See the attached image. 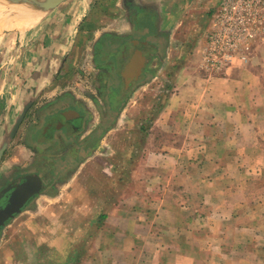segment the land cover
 <instances>
[{
	"label": "crops",
	"instance_id": "crops-1",
	"mask_svg": "<svg viewBox=\"0 0 264 264\" xmlns=\"http://www.w3.org/2000/svg\"><path fill=\"white\" fill-rule=\"evenodd\" d=\"M212 1L65 0L47 7L31 28L3 31L0 37V72L4 75L0 86V148L6 146V170L35 159L31 148L35 146V137L28 144L19 137V144L9 148L14 143L9 141L17 131L13 128L21 106L25 108L29 104L32 110L39 104L40 109L55 104L53 107L67 117L85 115L77 131L53 130L51 138L42 142L43 148L48 146V151L41 149L40 152L44 161L42 170H48L49 177L41 180L31 204L6 221L8 226L17 216H34L38 225L37 230L34 228L35 238L41 235L33 248L35 264H264V190L252 193L251 181L246 182L242 177L243 183H239L235 176L226 175L232 173L229 168L239 166L234 153L229 152L234 145H227L232 137L226 135L228 152L220 160L217 130L209 132L201 127L197 123L200 117L196 123H189L197 125L196 128L188 129V119L198 111H180L174 119L170 118V111L164 113L155 119L162 129L152 134L144 133L140 126L146 117L137 116L130 118L139 124L130 132L136 141L137 154L126 159V149L122 147L124 131L117 130L120 120H129L126 110L131 98L120 108L119 120L116 118L106 128L113 115L101 121L103 112L94 101L105 109L103 86L106 75L109 77L108 69L105 67L103 71L101 66L97 67L90 90L86 81L80 84L67 79L79 70V66L69 61L77 38L141 36V39H156V44L163 41L161 48L157 45L159 50L153 51L154 61L156 56L169 53L173 40L188 38L186 27L203 22L205 16L201 14L210 10ZM212 20L213 17L210 24ZM12 30L16 31L19 41L23 35L33 40V47L24 49L23 56L16 38L15 49L10 47L12 40L8 36ZM201 38L208 37L203 33ZM205 45L204 41L195 50L203 54ZM182 47L179 54L186 52ZM142 85L136 82L134 88H143ZM181 86L170 94L169 101L173 96L178 100L181 97L184 103L187 101L181 89L187 86ZM135 89L130 91V97ZM229 98L225 101L226 123L234 116V107L227 105ZM231 102L234 103V94ZM184 103L186 110L190 104ZM163 107L166 109L167 103ZM212 110L211 121L218 120L219 107ZM175 119L181 121V128L172 124ZM174 127L177 133H171ZM159 130L163 133L158 134ZM111 134L117 138L115 141L110 140ZM160 135L180 137L162 142ZM187 137H194L193 144H187ZM208 153L212 157H207ZM262 164L256 167L264 168ZM208 168L212 171L204 174ZM23 230L26 232L27 227Z\"/></svg>",
	"mask_w": 264,
	"mask_h": 264
},
{
	"label": "rangeland",
	"instance_id": "rangeland-1",
	"mask_svg": "<svg viewBox=\"0 0 264 264\" xmlns=\"http://www.w3.org/2000/svg\"><path fill=\"white\" fill-rule=\"evenodd\" d=\"M222 3L223 0H213L210 10L203 13L201 12L202 14L200 13L201 17L205 16L203 22L198 24L193 23L186 27V35H188V38L181 41L178 40V38L173 40L171 49L166 56H156L154 61L151 59L147 63L148 67H145L146 70L144 68L141 77L135 79L136 81L133 82L131 87H128V89L126 88L127 90H121L122 94L119 100H117V102L120 101V104L112 110L111 114L113 115V119L107 122L106 128L114 123L126 99L129 100V98H131L130 104L126 110V115L129 117V120H120L118 126L119 130H117L121 131V129H123L124 131L125 137L122 141V147L126 149V151H124L126 153L125 158L130 160L131 156L133 157V155L136 156L137 154V152H135L136 141L134 142L131 137L132 133L130 132H134L132 129L139 126V124H134L135 120H130V118L145 116L146 118L140 121V126L144 128V133H148L149 131V133L152 134L157 131V129H162L163 126L159 125L155 119H159L164 113L170 111V118L174 119L179 115L180 111H198L195 117L193 116V118L190 117L188 119V129H195L197 125L192 123H196L197 118L200 117L201 120L197 121V123H199L201 127H206L209 132H216L215 130H217V147H219V154H217V157H219L220 160L226 158V152H228L226 150L227 145H229V147L234 145V148H231L232 151L229 149V152L234 153L235 161H237L236 164H239V166L229 168L228 170L232 173L226 175L235 176L236 179H239V183H243L241 180L243 179L242 177L246 178L244 181H251L252 193L259 194L264 190V168L258 167L260 168L258 169L256 167L259 163H263L262 166H264V0H240L238 11L224 10ZM217 15L228 17L232 20H230L229 23H217L215 21ZM211 17H213V20L210 24ZM95 30L96 28L93 31ZM10 32L8 36L12 40L10 47L15 49V42L18 41V43L21 44L20 47L22 50L20 56L24 55L25 52L23 51L28 46L33 47V40H30L29 37L27 39L23 35L21 36V41H19L17 39L18 37L16 38V31L12 30ZM203 33L205 37H208L206 40H201ZM3 35L4 32H0V37ZM4 37L6 38V36ZM14 38H16V41ZM141 38V36L138 37L140 40ZM0 40V42H2V39ZM140 40L138 41L140 42ZM204 41L206 42L204 47L208 48H205L204 51V47L202 49L199 48V50L203 51V54H200V52L195 49L201 46ZM157 42L161 48L163 41ZM76 43L75 52L70 56L69 61L71 65L74 64L75 67L79 66V70L74 76L68 77L67 79H72L74 82L80 84L86 81L85 84L90 86V83L92 85V81H94L95 73L98 71L97 67L100 62L98 60L100 58L98 59V56L95 57V53L99 51L97 47L98 44L101 43V39L91 40L86 39V37L85 39L77 38ZM180 46H183L182 48L186 50V52L184 51L179 54ZM210 47L214 49L212 53ZM118 49L119 53L121 46H118ZM161 52L163 51L161 50ZM27 55L28 52L25 56L28 58ZM117 55L115 51L113 54H110V56H108V62L120 63ZM102 68L104 71L105 67ZM83 69H85V71ZM127 73L128 69L126 68L125 71H123L124 76H127ZM131 75L135 76V73ZM3 78L4 75L0 72V86ZM136 82L144 84V86L142 85L143 88L138 87L136 90L134 88ZM181 85L187 86L186 88H181L187 95V101L184 103L183 99L180 97L178 100L176 98L177 96H173L169 101L168 97L170 94H174L175 91H178V87H183ZM90 89L91 86L87 88V90ZM134 89L135 93L130 97V91ZM228 90H231L232 93L230 94ZM182 91L180 90L181 93ZM233 94L234 103L231 104V97ZM227 97H230L228 100L230 103L227 105H229L230 108L234 107V116L231 115L229 117L228 123H226V119L224 118V115L226 116L225 101ZM196 101H198V104ZM164 102L167 103L168 106L166 109L163 107ZM182 103L190 104L188 105L189 108L185 110ZM191 104H193L192 107ZM40 105L41 104L35 106L32 110L29 104L26 106L28 109H26V107L22 108L23 106H21L19 110L21 114L24 113L25 115L26 112L31 111L22 119L16 133L12 135L9 142L14 140V143L12 142L13 144H10L9 148L19 144V137L23 142L28 125L36 121V113L40 110ZM97 106L100 105L98 104ZM196 106L197 108H195ZM216 106L219 107V118L218 120L211 121L214 116L212 109ZM90 107L94 108V105ZM229 112H231L230 109ZM19 115L18 113L17 116ZM149 117H151V119ZM118 120L117 118V121ZM171 122L172 124L174 123V126L176 125L178 128H181V125H179L181 121H179V119L176 120V122H173V120ZM190 122L192 123L189 125ZM211 122L214 125L211 124ZM159 123H162V119L159 120ZM152 128L154 129L153 131ZM176 131H178L177 127L171 129V133H177ZM159 133H163V131L159 130L158 134ZM111 135V141L117 139L113 136L114 134ZM226 135L232 137L229 143H227ZM172 137L179 138L180 136H159L160 139L162 138V142L163 140L169 139L173 141L174 139ZM192 139H194V137H187V144H193L195 140ZM196 139L198 140V138ZM215 140L216 137L212 139L211 143H213V145ZM5 156L6 149L0 159V177H4L6 173ZM206 156L212 157L209 153ZM211 171L212 169L210 168L204 169V174ZM192 174H194V172ZM259 178L262 179V181L258 180ZM234 179L235 178H233V180ZM223 185L233 186L231 183H224ZM240 189L241 191L245 190L243 187H240ZM235 202L242 203L241 200ZM26 217H28V219H26ZM33 217L32 215L17 216L8 226L3 225L1 227L0 264H25V261H28L27 263L32 261L30 264H35V252L33 248H36L35 242L41 235L38 234L37 239L35 238L34 228L36 227L37 230L38 225L36 226ZM25 227H27L26 232L23 230ZM44 233L47 234L46 232ZM49 251L50 250L47 249L46 253L50 255L51 253Z\"/></svg>",
	"mask_w": 264,
	"mask_h": 264
},
{
	"label": "flooded vegetation",
	"instance_id": "flooded-vegetation-1",
	"mask_svg": "<svg viewBox=\"0 0 264 264\" xmlns=\"http://www.w3.org/2000/svg\"><path fill=\"white\" fill-rule=\"evenodd\" d=\"M138 40H140L138 37L120 39L113 36L102 38L101 43L98 44L97 49H99V51L95 53V57L98 56V59L100 58L98 60L100 61L98 66L106 67L109 72V77L107 74L104 81L105 84L103 86V88L106 90L104 94L106 99H103L105 100V109L103 108V105H100L101 107L99 106L103 112V114L100 116L101 121H103L104 118H107V116L111 114L112 110L117 107V104L119 103L117 100H119V97L122 94L121 92L127 90L128 87H131L133 82L136 81L135 79L141 77L144 72V68L148 67L147 63L153 59V51L158 49L156 39L152 40L144 38L141 39L140 42ZM118 46H121L119 53ZM113 50L116 52V54H118L117 57L120 60V63L118 64H116V62H108V56L113 54ZM134 56H137L139 59L138 70L134 72L135 76L130 74L124 76L123 71H125L126 68H129ZM115 85H117V88L114 87ZM113 87L116 88V91ZM54 105H50L47 108H42L37 111L36 121L34 123H30V125L27 127V130L25 131L23 142L25 141L26 144H28L30 140L33 141V138L35 137V146L31 147L34 150L35 159L31 162H25L26 164L29 163L27 166L24 164L20 167H10V169L6 170L4 177H0V209L4 208L10 203L16 204L17 201L14 199V196L17 193L14 194V189L12 188L13 184L20 185L23 181V178L27 176L34 178L37 177L42 181L49 177L47 174L48 170H42L44 161H42L43 155H41L40 152L41 149L48 151V146H44L43 148L42 142L51 138L53 130L63 129L64 131L72 132L77 131L82 127L84 123L83 121L85 120L84 113L77 114L75 118L73 116L67 117L65 115L66 113L58 112L56 107H53ZM96 105H98V103H96ZM36 195V193L28 194L27 199L23 202L21 210L30 205ZM8 222H5L4 226Z\"/></svg>",
	"mask_w": 264,
	"mask_h": 264
},
{
	"label": "bare ground",
	"instance_id": "bare-ground-1",
	"mask_svg": "<svg viewBox=\"0 0 264 264\" xmlns=\"http://www.w3.org/2000/svg\"><path fill=\"white\" fill-rule=\"evenodd\" d=\"M47 7L42 0H0V32L27 30L38 22Z\"/></svg>",
	"mask_w": 264,
	"mask_h": 264
},
{
	"label": "water",
	"instance_id": "water-1",
	"mask_svg": "<svg viewBox=\"0 0 264 264\" xmlns=\"http://www.w3.org/2000/svg\"><path fill=\"white\" fill-rule=\"evenodd\" d=\"M65 0H42L43 4L45 7H50L52 5H58L61 2ZM139 59L137 56H134L132 59V62L128 68V73L127 74H134L135 71L138 70V62ZM24 117V113L19 115V118L16 120L15 126L13 128V131L15 132L22 119ZM6 149V146H3L0 148V159L2 158V155ZM14 189V194L17 193L14 196V199L17 201L16 204H9L6 205L4 208L0 209V228L5 224V222L11 218L15 213L19 212L21 209L23 202L27 199L28 194H35L39 191L40 186H41V179L40 178H34L31 176H27L23 178L22 183L19 185L13 184L12 185ZM13 200V199H12ZM11 200V201H12Z\"/></svg>",
	"mask_w": 264,
	"mask_h": 264
},
{
	"label": "built area",
	"instance_id": "built-area-1",
	"mask_svg": "<svg viewBox=\"0 0 264 264\" xmlns=\"http://www.w3.org/2000/svg\"><path fill=\"white\" fill-rule=\"evenodd\" d=\"M239 1L240 0H223V7H224V10H237L238 11V7H239ZM232 20L231 18H226L224 16H216L215 17V21L217 23H229V21ZM208 48V47H207ZM206 48V49H207ZM210 50H211V53L214 49H212L210 47ZM205 54V53H204Z\"/></svg>",
	"mask_w": 264,
	"mask_h": 264
}]
</instances>
